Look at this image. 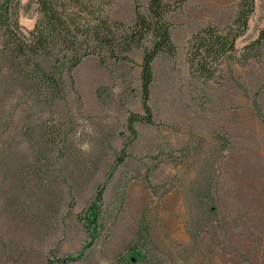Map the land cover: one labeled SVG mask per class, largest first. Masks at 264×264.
<instances>
[{
  "label": "rangeland",
  "instance_id": "1",
  "mask_svg": "<svg viewBox=\"0 0 264 264\" xmlns=\"http://www.w3.org/2000/svg\"><path fill=\"white\" fill-rule=\"evenodd\" d=\"M137 1L145 11L148 0ZM239 2L187 0L166 16L176 55L153 62L154 124L134 123L128 157L114 170L130 139L128 113H142L138 65L149 40L130 53L134 63L100 65L90 55L71 78L66 61H42L63 80L58 99L25 78V60L3 48L0 31V264L75 258L85 240L76 215L104 182L103 234L67 264H264V50L242 56L264 27V0H255L221 77L191 78L185 61L191 35L225 30ZM20 5L27 34L36 5ZM134 6L110 0L105 11L132 24Z\"/></svg>",
  "mask_w": 264,
  "mask_h": 264
},
{
  "label": "trees",
  "instance_id": "2",
  "mask_svg": "<svg viewBox=\"0 0 264 264\" xmlns=\"http://www.w3.org/2000/svg\"><path fill=\"white\" fill-rule=\"evenodd\" d=\"M187 0H148L147 8L142 11L137 0L134 2V21L132 24L115 20L108 16L105 8L110 0H33L36 5V20L30 31L22 32L19 23L21 0H0V31L3 35V48L15 59L25 60L26 79H30L40 90L44 87L48 94H56L62 99L63 80L55 77L51 70L41 64L47 62L51 68L63 61L67 62L66 73L71 78L72 70L87 56L95 55L100 65L108 61L113 63H134L130 53L134 48L142 47L140 68V103L142 113L129 112L126 118V130L130 139L125 140L114 156L112 168L115 169L128 157L127 147L136 137L134 123L153 125V114L148 105L150 86L153 81V62L160 56L174 57L176 47L170 30L172 24L166 16L179 10ZM255 0H240L234 19L225 30L213 25L200 28L186 41L185 61L189 76L203 81L221 77L222 63L235 55L236 40L242 37L248 28V21L254 11ZM262 48L264 50V27L257 36L243 46V60L258 53L249 54ZM26 72V69H24ZM46 128V126L44 127ZM48 128V127H47ZM55 127L48 129L44 137H50ZM53 130V131H52ZM64 141L66 133L57 132ZM56 135H52L54 142ZM105 182L98 185L89 201L76 215L85 232L82 248L75 258H81L95 241L103 234L102 194ZM140 230L137 237L140 236ZM136 237V238H137ZM132 251V249H130ZM134 251V250H133ZM74 257L51 258L48 264H67Z\"/></svg>",
  "mask_w": 264,
  "mask_h": 264
},
{
  "label": "clouds",
  "instance_id": "3",
  "mask_svg": "<svg viewBox=\"0 0 264 264\" xmlns=\"http://www.w3.org/2000/svg\"><path fill=\"white\" fill-rule=\"evenodd\" d=\"M82 147L87 148V145L86 144L85 145H82Z\"/></svg>",
  "mask_w": 264,
  "mask_h": 264
},
{
  "label": "crops",
  "instance_id": "4",
  "mask_svg": "<svg viewBox=\"0 0 264 264\" xmlns=\"http://www.w3.org/2000/svg\"><path fill=\"white\" fill-rule=\"evenodd\" d=\"M134 17V16H133Z\"/></svg>",
  "mask_w": 264,
  "mask_h": 264
}]
</instances>
